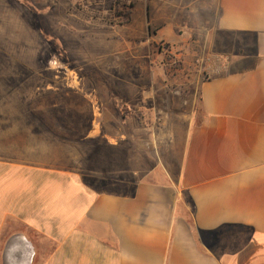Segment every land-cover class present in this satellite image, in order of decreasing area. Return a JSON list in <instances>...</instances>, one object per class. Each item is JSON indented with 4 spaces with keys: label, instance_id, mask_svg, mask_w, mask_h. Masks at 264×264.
I'll list each match as a JSON object with an SVG mask.
<instances>
[{
    "label": "crops",
    "instance_id": "crops-1",
    "mask_svg": "<svg viewBox=\"0 0 264 264\" xmlns=\"http://www.w3.org/2000/svg\"><path fill=\"white\" fill-rule=\"evenodd\" d=\"M171 5L189 10L193 29L177 39L160 26L150 39L169 36L184 67L171 81L152 67L154 80L115 94L132 112L104 116L105 129L93 120L77 140L91 143L90 167L80 149L73 160L28 156L33 135L18 152L15 131L3 136L0 93V264H264V0ZM215 46L228 66L205 78L194 57ZM150 99L149 116L164 110L163 127L176 128L147 164L130 138L145 131Z\"/></svg>",
    "mask_w": 264,
    "mask_h": 264
},
{
    "label": "rangeland",
    "instance_id": "rangeland-1",
    "mask_svg": "<svg viewBox=\"0 0 264 264\" xmlns=\"http://www.w3.org/2000/svg\"><path fill=\"white\" fill-rule=\"evenodd\" d=\"M165 2L0 0L3 136L15 131L19 136L16 138L18 152L25 155V135H33L34 152L28 156L44 161L62 155L63 151L70 159H77L80 149L83 164L90 167L91 143L86 140L77 144V140L85 136L93 120L105 129L113 122L102 121L104 116L132 112L123 105L122 97L115 94L121 95L127 82L154 80L152 67L170 81L176 78L171 68L179 64L184 67L183 58L172 51L175 43L169 36L155 42L150 39L159 32L160 26L174 25L177 39L186 37L193 29L194 20L189 17V10H178L171 5L172 0ZM200 13L207 19L208 8ZM141 24L146 25L145 33L141 38H133L131 35ZM127 39L133 42L129 43V48ZM142 41L146 42V49H150L147 58L138 56L141 52L138 48L142 47L138 43ZM210 55L226 57L218 46L202 56H195L194 62L205 78L210 75L198 61ZM226 63L228 66V60ZM187 102L188 107L190 101ZM150 106H153L152 99L147 100L143 112L145 131L141 130L142 123H133L131 128L136 131L140 126L139 137L130 138L131 145L134 143L145 153L147 164L152 163L156 152L163 153L168 148L166 145L172 140L168 127L176 128L172 120L163 127L164 110L163 114L157 110L156 118L153 115L151 118L154 112Z\"/></svg>",
    "mask_w": 264,
    "mask_h": 264
},
{
    "label": "built area",
    "instance_id": "built-area-1",
    "mask_svg": "<svg viewBox=\"0 0 264 264\" xmlns=\"http://www.w3.org/2000/svg\"><path fill=\"white\" fill-rule=\"evenodd\" d=\"M227 58L222 57L221 55H210L205 58H202L201 61L198 62L202 63L204 71L208 75H218L225 70V67L227 66ZM209 76V77H210Z\"/></svg>",
    "mask_w": 264,
    "mask_h": 264
},
{
    "label": "flooded vegetation",
    "instance_id": "flooded-vegetation-1",
    "mask_svg": "<svg viewBox=\"0 0 264 264\" xmlns=\"http://www.w3.org/2000/svg\"><path fill=\"white\" fill-rule=\"evenodd\" d=\"M177 64V63H176ZM170 65V64H169ZM172 70H170V71H173V72H176L178 69H181V65L179 64V65H174L172 68H171Z\"/></svg>",
    "mask_w": 264,
    "mask_h": 264
}]
</instances>
